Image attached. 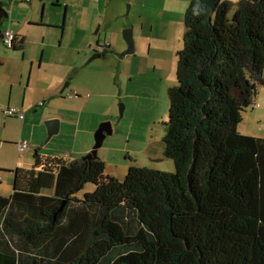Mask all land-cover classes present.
<instances>
[{"label": "trees", "instance_id": "trees-1", "mask_svg": "<svg viewBox=\"0 0 264 264\" xmlns=\"http://www.w3.org/2000/svg\"><path fill=\"white\" fill-rule=\"evenodd\" d=\"M232 6L185 10L162 137L174 170L120 180L99 156L36 149L0 195V264H264V137L237 129L264 85V0Z\"/></svg>", "mask_w": 264, "mask_h": 264}, {"label": "rangeland", "instance_id": "rangeland-1", "mask_svg": "<svg viewBox=\"0 0 264 264\" xmlns=\"http://www.w3.org/2000/svg\"><path fill=\"white\" fill-rule=\"evenodd\" d=\"M42 1L46 2L45 8L41 0H32L31 18L37 22L41 18L42 23L49 24L52 28L49 31L47 28L40 27L32 29L36 39L33 49L37 47L40 49L41 44L38 42L42 41L43 36L46 35L44 40L51 46H47V49L54 56L52 60L55 59L54 54L58 52V57L64 54L70 62L78 61L80 67H77L80 69L76 71V76L74 78L68 76L66 81L70 79L73 83L80 82L84 87L87 74L83 72L82 65L88 63L89 68L92 67L93 70L92 76L88 74L87 80L94 79L96 83L101 80L102 86L98 87L94 84L83 89L85 95L78 97L81 101L78 105L67 106L70 104L67 103L65 106L66 101L60 100L59 103L64 106L58 110L50 107L52 111L48 112L45 105L36 106L38 101L36 103L33 101L36 89L28 86L26 75L23 82L27 87L25 93L27 103L19 106L25 113L24 127L22 119L4 114V109L8 105L0 101V141L18 143L17 141L21 138V129H23V138L32 144L26 151H21L22 155L18 157L14 144L0 143V163L4 164V167H0V195L8 196L12 192L13 177L7 170L15 166L31 168L36 149L39 154L50 153L64 158L74 157L75 141L76 146L81 143L79 137L75 140V131L77 128L80 130L86 128L92 121L95 123V129L103 120H107L112 125V134L107 136L98 148V156L107 162L104 173L121 180L128 169V167L123 168V165L129 163L136 164L138 167L153 166V169L173 171L172 159L160 155L159 152L161 149L163 151L164 122L168 116V88L176 84V54L182 47L185 11L180 19L182 29L177 31L172 42H168L169 48L166 47V43L157 41L159 49L152 48L151 53H148L147 44L142 43L140 46L137 44L135 46L140 55L136 54V50L135 55L124 54L126 43L122 32L125 28L133 27L132 24L136 29L140 26L142 6L139 0ZM228 1L233 4L230 10L232 14L239 0ZM24 13L21 9L14 11L15 17L19 18H22ZM59 26L62 28H57ZM98 39L102 44L109 42L111 50L105 49L103 52L106 54L91 58L93 55L91 47ZM88 41L92 42L87 45L86 57H82L83 51L79 54L77 49L73 48H83ZM0 48V54L7 50L14 51L2 44ZM82 100H85V104ZM121 104L123 113L119 117ZM52 114H59V116L48 117ZM1 116L8 121L6 127L3 126ZM51 118L59 119V131L46 140L45 121ZM77 120H79V127ZM60 121H62L61 125ZM237 129L242 134L264 137V85L258 86L253 103L242 112ZM3 130L5 137L1 136ZM33 130L36 135L34 140L30 135ZM150 143L153 150L152 156H157L154 163L147 161L149 157L147 145ZM111 162L119 163V166L110 165ZM93 189V184L88 183L84 190Z\"/></svg>", "mask_w": 264, "mask_h": 264}, {"label": "crops", "instance_id": "crops-1", "mask_svg": "<svg viewBox=\"0 0 264 264\" xmlns=\"http://www.w3.org/2000/svg\"><path fill=\"white\" fill-rule=\"evenodd\" d=\"M188 1L190 0H139L140 5L142 6V9L140 11L142 18L138 29L135 28L134 24H132L133 27H131L133 38L135 37L133 54H135V50H136V54L140 53L136 46L137 44L140 46L142 43L148 45V53H151L152 48L156 50L159 49L157 46V41L166 43L167 45L166 47L169 48L168 42L170 41L172 42L175 39V35L177 31L179 30L181 31L182 29V21L180 19H182V15L186 10L187 5L189 4ZM42 2L45 8L46 2L41 0V3ZM32 5H33L32 0H30L29 2L28 1L21 2L19 0H16L15 3L13 4V8H12L13 21L9 25V28L12 29L13 31H16L24 35L26 38L25 40L26 43L23 46V48L19 51L14 50L12 52L8 51V52H4L3 54H0V101H3V103L8 106L11 105L24 106L25 103H27V99L25 97L27 87L23 81L25 79V76L27 75L26 79L28 78L27 79L28 86L32 87V89L33 88L36 89L35 96L34 98H32L33 101H35V103L38 101L37 102L38 104L39 102H41L42 105L46 106L45 108L48 109V112L52 111L50 107L57 110L59 108H62L64 104L59 103L60 100L66 101L65 106L67 103H70L67 106H73L75 104L78 105L79 104L78 102H81L79 101L80 98L78 97H80V95H85V93H83L82 91L83 89L89 86H94V84L97 85L98 87H101L102 82L101 80H98V82L96 83L94 79H91L90 81L87 80L88 74L92 76V70H93L92 67L89 68L90 65H88V63L82 65L83 72H86L87 74L84 87L81 86L82 83L80 82L75 83V81L73 83L70 79L69 81L66 82L68 76H72V78L76 76V71L80 69L78 68L80 67L78 61L72 63L70 62V59L65 58L64 54H60L58 57V52L54 54L56 56L55 59L52 60L54 56H52L51 55L52 53H50L48 51L49 49H47V46L48 47L51 46L49 45V42L47 44V42L44 40L46 39V35L43 36L42 41L38 42L41 44L40 49L38 47L33 49V47L35 46L34 42H36V39L33 36L34 31L32 29L40 27V28H47L49 31L52 28V26L49 24L42 23L41 18L39 22L31 18ZM57 6H59V4H57ZM130 6H132V4H130ZM15 9H21L25 12L22 18L15 17L14 15ZM57 28H62V26H59ZM48 38L50 37L48 36ZM98 41L100 40L98 39L96 42ZM91 42L92 41L85 42L86 44L83 48H73V49H77L78 51L77 53L79 54L80 52L83 51L82 57H86L85 55L87 54V45H89ZM107 43L110 46V50H111V44L109 42ZM32 49L33 52H31ZM103 54L106 53L103 52L100 55ZM56 60L58 62H56ZM64 84L65 86H63ZM99 93L101 94V91H99ZM82 101L83 104H85L84 103L85 100ZM56 116H59V114H52L48 117H56ZM8 117H12V116H8ZM1 118L3 121V126L6 127L8 121L6 119H3L4 117L2 116ZM22 121L24 127L25 117L22 118ZM61 122L62 121H60V125ZM78 122L79 120H77V123ZM78 127H79V123H78ZM94 129H95V123L93 121L89 122L86 128H82L81 130L77 128V130L75 131V140L79 137L78 139L79 141H81V143L79 144V146H76V141H75V146L73 149L74 157L72 158L55 156V154H50V153H43L41 155L49 156V157H59L66 160H73L76 158H80L81 156L87 154L93 145L92 133ZM4 135H5V131L3 130L1 132V136L5 137ZM30 135L32 137V140L36 139L34 130L33 132H30ZM20 137L21 138L19 139V141L26 140V138H23L24 137L23 129H21ZM14 141L16 140L14 139ZM0 143L6 145L14 144L16 146L15 148L17 149L18 157H21L22 152L18 150L17 147L18 143L7 140L0 141ZM31 145L32 144L29 143V146L26 149H24V151L29 149ZM147 149L149 156L147 161H151L154 163V160L157 156H152L153 150L151 143L147 145ZM161 150L159 154L164 156L163 151ZM103 159L104 158H102V160ZM103 161L105 162V164H107L105 159ZM113 164L115 167L119 166V163H112V162L110 163V165ZM3 165L4 164L0 163V167H4ZM132 165L137 166L136 164L129 163L127 165L124 164L123 168H127ZM16 167L22 168L21 166H15L13 169L10 168L9 170H7L12 174V177H13V171L16 169ZM151 168H153V166ZM22 169H29V168H22ZM105 174L110 175L107 173Z\"/></svg>", "mask_w": 264, "mask_h": 264}, {"label": "water", "instance_id": "water-1", "mask_svg": "<svg viewBox=\"0 0 264 264\" xmlns=\"http://www.w3.org/2000/svg\"><path fill=\"white\" fill-rule=\"evenodd\" d=\"M122 34H123V39L126 43V49L124 51V54H133L134 38H133L132 28L131 27L125 28ZM99 56L100 53L96 55H92L91 58H95ZM120 106L121 107H120L119 117H121L123 113V105L121 104ZM45 125L47 131L46 140H49L52 135L56 134L59 131V119L58 118L48 119L45 121ZM112 132H113L112 125L107 120L101 121L93 132V145L90 151L87 154H85L82 158L89 160L92 157H97L98 148L101 147L104 139L107 136L111 135Z\"/></svg>", "mask_w": 264, "mask_h": 264}, {"label": "flooded vegetation", "instance_id": "flooded-vegetation-1", "mask_svg": "<svg viewBox=\"0 0 264 264\" xmlns=\"http://www.w3.org/2000/svg\"><path fill=\"white\" fill-rule=\"evenodd\" d=\"M19 1H21V2L28 1L29 2L30 0H19ZM13 4H14V0H0V44L5 46L7 49H13V50L19 51L23 48V46L26 43L25 42L26 38L24 35L12 30L13 35H12L10 43H8V44L4 43L5 28L9 27V25L13 21V10H12ZM102 45H103L102 42L98 41L94 44L93 47H91L93 55H96L98 53L101 54L103 52L104 49L100 50V47ZM5 52H8V50ZM63 86H65V84ZM38 105L39 104L37 103L36 106H38Z\"/></svg>", "mask_w": 264, "mask_h": 264}, {"label": "built area", "instance_id": "built-area-1", "mask_svg": "<svg viewBox=\"0 0 264 264\" xmlns=\"http://www.w3.org/2000/svg\"><path fill=\"white\" fill-rule=\"evenodd\" d=\"M12 35H13L12 29H10L9 27H6L5 31H4V43H6V44L10 43ZM107 44L108 43L105 42L100 47V50L105 49L106 48L105 45H107ZM39 104H41V102H39ZM4 114L6 116L17 117L19 119H22L24 117V111H22V109L19 106H7L4 109ZM28 146H29V143L27 140L19 141L17 144L18 150L20 152L23 151L24 149H26Z\"/></svg>", "mask_w": 264, "mask_h": 264}, {"label": "clouds", "instance_id": "clouds-1", "mask_svg": "<svg viewBox=\"0 0 264 264\" xmlns=\"http://www.w3.org/2000/svg\"><path fill=\"white\" fill-rule=\"evenodd\" d=\"M200 13V8L197 6L196 8L193 9V15H198Z\"/></svg>", "mask_w": 264, "mask_h": 264}]
</instances>
